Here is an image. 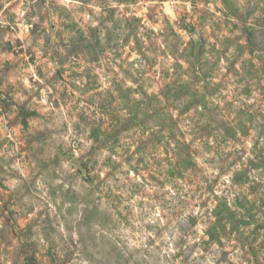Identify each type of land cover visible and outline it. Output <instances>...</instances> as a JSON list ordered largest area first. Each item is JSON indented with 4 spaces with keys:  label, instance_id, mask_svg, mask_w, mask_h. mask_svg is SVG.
Masks as SVG:
<instances>
[{
    "label": "clouds",
    "instance_id": "9594fccd",
    "mask_svg": "<svg viewBox=\"0 0 264 264\" xmlns=\"http://www.w3.org/2000/svg\"><path fill=\"white\" fill-rule=\"evenodd\" d=\"M0 264H264V0H0Z\"/></svg>",
    "mask_w": 264,
    "mask_h": 264
},
{
    "label": "rangeland",
    "instance_id": "374dc122",
    "mask_svg": "<svg viewBox=\"0 0 264 264\" xmlns=\"http://www.w3.org/2000/svg\"><path fill=\"white\" fill-rule=\"evenodd\" d=\"M137 19H139V18H137ZM248 42L250 44H252L253 47H256L257 46L253 42V38H252L251 34L249 35ZM92 48H93L92 43L87 39V37L84 36L83 31L81 30L79 32L78 39L73 44L74 51L78 53V52H81V51H89ZM190 55L192 56L193 60L199 62V56H198V54H197V52L195 50L192 53H190ZM33 59H34V57H33ZM7 67H8V65H5V69H7ZM20 115L23 116L25 118V121H26L27 120V117L29 115H38V113H34V111H26V110H23L22 109L21 112H20ZM209 118L212 119L213 117L210 115ZM98 131H99L100 134H104L105 131H106L104 125H101ZM182 152H183L182 147H180L179 145H177V155H178V157L180 156V154ZM178 163L182 164L183 161L178 159ZM215 211L216 210H214V212ZM224 211H228L226 203H225V205L223 207H220L219 208V212H217L216 214L217 215H221ZM213 223H216V221H213ZM32 259L33 260H36L38 258L35 257V256H33Z\"/></svg>",
    "mask_w": 264,
    "mask_h": 264
}]
</instances>
